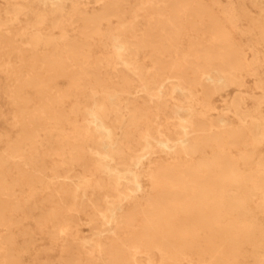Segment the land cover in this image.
Wrapping results in <instances>:
<instances>
[{"label": "bare ground", "instance_id": "6f19581e", "mask_svg": "<svg viewBox=\"0 0 264 264\" xmlns=\"http://www.w3.org/2000/svg\"><path fill=\"white\" fill-rule=\"evenodd\" d=\"M0 73V264H264V0H0Z\"/></svg>", "mask_w": 264, "mask_h": 264}, {"label": "rangeland", "instance_id": "374dc122", "mask_svg": "<svg viewBox=\"0 0 264 264\" xmlns=\"http://www.w3.org/2000/svg\"><path fill=\"white\" fill-rule=\"evenodd\" d=\"M205 2L207 4H211L212 0H205ZM242 7L245 11L251 10V8L249 7V4L246 2L243 4ZM95 51H96L95 56H100V53L97 54V52H99L100 49L96 48ZM140 57H142V56H140ZM104 73H106V72H104ZM106 74H110V72H107ZM10 85H11V83H9V80H7L5 75L0 73V138L1 137H10L11 139L14 140L18 137L20 132L14 131L13 126H12V113H13L12 104L10 103V100L7 97V93L10 90L9 89ZM134 85H136V83H134ZM60 86L66 87V84L60 83ZM214 104H219V103L214 101ZM2 151H3V148H2V145H0V152H2ZM39 162L43 163L46 166V168H48V170H47L48 175H50L49 169L59 166L57 164L55 158L45 157V158H41V160H39ZM13 166H14L13 164L9 163L8 169H11ZM63 171H64L63 169L58 168V172L61 175L64 174ZM76 179H74V180L76 181ZM46 196L47 195L45 193L40 192L37 194L36 197H37V199L42 201ZM96 196L100 197V196H102V193L101 192L96 193ZM87 211H89V210H87ZM76 222H77L78 233L81 234V229L83 228V226H81V222L79 220H76ZM262 224L264 227V217L262 218ZM35 228H36V226L34 225L32 220H26V221H23L22 224H20L19 227L15 228V230H14V232H15V234H14L15 245L18 248V250L20 252H22V254L24 255V257H23L24 264H34L36 262L38 263V260H36V256H35L36 254L35 253L41 252L45 248L50 246L48 240L45 238L46 234L37 233ZM25 234H27V236ZM55 241L56 242H53L51 250H50L48 255L41 254L43 258L40 261V263H38V264H43V262L47 261V259L55 260L54 257H57V255H58L57 244L59 243L58 242L59 240L58 241L55 240ZM75 243H76V241H75ZM263 245H264V241H263ZM75 247L78 248L77 245H75Z\"/></svg>", "mask_w": 264, "mask_h": 264}]
</instances>
